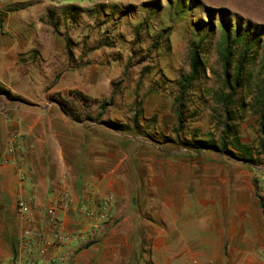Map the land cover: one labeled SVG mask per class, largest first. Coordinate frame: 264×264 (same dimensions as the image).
<instances>
[{"label":"rangeland","instance_id":"obj_1","mask_svg":"<svg viewBox=\"0 0 264 264\" xmlns=\"http://www.w3.org/2000/svg\"><path fill=\"white\" fill-rule=\"evenodd\" d=\"M14 1L0 0V87L10 95L0 93L2 163L9 134L21 133L19 155L27 178L25 157L33 144L17 123L40 113L68 117L77 127L76 137L84 133L91 141L92 158L100 149L108 158L110 187L102 200L113 199L110 220L94 241L74 248L69 264L74 259H80L76 264H164V238L159 231L163 216L177 205L198 211L204 204L228 208L236 201L262 209L264 134L256 113L264 78L262 48L249 54L246 87L230 107L229 120L231 134L252 147L254 157L261 154L259 165L209 151L196 154L179 144H167L165 138L178 143L195 138L220 141L226 115L218 98L224 92L219 11L227 12L233 27L240 21L264 33V0H35L25 11ZM211 20L215 29L202 43L207 72L185 96L181 126L174 106L179 81L190 72L191 43L201 38L195 25ZM75 92L92 101L80 100ZM102 101L108 103L105 110L100 108ZM105 121L129 129L119 132ZM66 196L71 197L66 192L45 208L31 204L40 210L55 208L63 232L77 233L68 230L61 217L69 212L61 208ZM72 200L76 222L80 207L95 206ZM19 221L23 226L19 247L11 256L0 255V264H17L23 258L27 264H47L64 252L47 213L37 215L32 225L20 216ZM28 227L47 241L42 244L44 253L22 247ZM48 247L56 252L44 259ZM225 252L230 259L229 250ZM206 254L215 255L212 250ZM203 255L190 246L191 263L213 264ZM227 257L222 264H233Z\"/></svg>","mask_w":264,"mask_h":264},{"label":"crops","instance_id":"obj_2","mask_svg":"<svg viewBox=\"0 0 264 264\" xmlns=\"http://www.w3.org/2000/svg\"><path fill=\"white\" fill-rule=\"evenodd\" d=\"M14 2L25 11L33 7L29 5L35 0ZM70 122L62 115L40 113L27 119L22 117L17 123L28 134L33 148L25 157L28 174L24 183L18 174L15 176L12 166L2 163L0 156V255L11 256L19 247L23 228L15 209L19 193L34 195V205L40 208L57 203L66 192L76 204H97L107 196L108 158L102 149L92 158L91 141L85 140L84 133L77 138V127ZM3 144L4 133L0 135V152ZM188 206L177 205L171 214L163 216V228L159 232L164 238V264H194L190 262V246L194 252L204 253L213 264L227 260L226 249L230 252L229 263L264 264V217L260 206L236 201L228 208L222 204L210 207L204 204L194 211ZM61 214L68 230H81L75 221L76 208ZM38 225L44 227L43 221L39 220ZM189 237H192L190 242ZM210 250L215 255L208 257L206 253ZM55 252L48 247L42 258L48 259ZM74 261L79 263L80 259H74L71 264H76Z\"/></svg>","mask_w":264,"mask_h":264},{"label":"trees","instance_id":"obj_3","mask_svg":"<svg viewBox=\"0 0 264 264\" xmlns=\"http://www.w3.org/2000/svg\"><path fill=\"white\" fill-rule=\"evenodd\" d=\"M226 13V11H219V16L221 17L219 24L222 33V41L218 47V54L223 66L224 87L223 94L218 95V98L225 110V133L220 137L219 142L213 138H195L178 143L170 137H166L165 142L167 144H179V146L193 151L196 154L209 151L253 165H259L258 157L261 156V154L254 157L253 148L244 144L238 135L231 134L233 126L229 124V120L232 117L230 107L234 102H237L236 97L239 90L246 87L245 69L249 61L250 52L262 48L264 53V33L259 32L256 28H252L249 24L244 27L241 25L240 21H237L236 26L233 27V21L227 20L225 17ZM214 27V22L212 20L208 23L200 22L195 25V29L198 32L196 34L201 36V38L199 40L196 39L191 43L190 72L179 81V93L174 100V106L180 125L182 124L184 116L183 108L186 94L191 91L195 83L207 72V65L203 58L202 43L204 39L213 32L215 29ZM155 45L156 47L160 46V42H156ZM261 82L262 91L258 96L256 94V102L259 103L260 109L259 111H256V113L260 116V130L264 134V78ZM0 93L10 96L9 93L1 89V87ZM74 95L84 102L92 101V99L82 92H75ZM95 102L97 101L93 100V103ZM107 106L108 103L102 101L100 108L105 110ZM103 124L119 132H126L127 129H129L123 124L111 121H105ZM230 135L231 141L229 140ZM261 205L264 213V203L262 202Z\"/></svg>","mask_w":264,"mask_h":264},{"label":"built area","instance_id":"obj_4","mask_svg":"<svg viewBox=\"0 0 264 264\" xmlns=\"http://www.w3.org/2000/svg\"><path fill=\"white\" fill-rule=\"evenodd\" d=\"M23 151L21 144V133L11 132L9 134L8 145L4 155V164L12 166L16 169L20 176V182L24 183L26 180L25 164L21 158L20 151ZM34 195L26 196L25 194L19 193L17 196V213L27 225L34 224L35 217L47 213L49 222L54 227L55 241H57L59 247L64 248V252L56 255L47 264H69L72 251L78 244L89 243L95 240L98 231L103 224L109 222L110 213L113 206V199L107 198L102 200L95 206H82L80 207V213L77 217L78 224L82 227L77 233L63 232L62 224L56 217V210L53 209H35L32 207L34 201ZM61 208L64 211H70L73 207V200L70 196H66L62 201ZM47 241L37 231L31 228H26L23 235L22 247L28 252L38 250L42 253L45 250L42 244ZM17 264H27L24 258L17 262Z\"/></svg>","mask_w":264,"mask_h":264},{"label":"water","instance_id":"obj_5","mask_svg":"<svg viewBox=\"0 0 264 264\" xmlns=\"http://www.w3.org/2000/svg\"><path fill=\"white\" fill-rule=\"evenodd\" d=\"M81 124H83V123H81ZM246 163V162H245ZM247 164V163H246Z\"/></svg>","mask_w":264,"mask_h":264}]
</instances>
